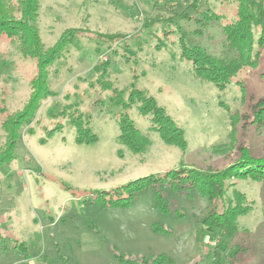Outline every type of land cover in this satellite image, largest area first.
<instances>
[{
	"label": "rangeland",
	"instance_id": "rangeland-1",
	"mask_svg": "<svg viewBox=\"0 0 264 264\" xmlns=\"http://www.w3.org/2000/svg\"><path fill=\"white\" fill-rule=\"evenodd\" d=\"M237 6L228 0H40L46 48L69 28L122 36L117 43L80 38L51 68L56 96L42 104L20 136L15 159L0 169V264H143L161 255L168 259L164 264H212L218 241L205 232V221L223 211L236 191L253 208L238 218L221 264H264V183L238 180L213 202L198 189L167 188L169 214L154 208L153 191L127 209L90 204L92 193L152 173L222 170L244 149L264 158V124L254 123L264 105V47L257 66L224 91L196 78L192 63L181 59V42L233 58L224 27L235 21ZM35 74L33 60H24L7 41L0 45V152L7 142L2 124L25 107ZM99 81L119 90L136 83L155 98L183 130L185 149L150 131L136 107L130 117L151 144L142 154L119 144L121 107ZM81 115L98 137L94 144L75 141L70 118Z\"/></svg>",
	"mask_w": 264,
	"mask_h": 264
},
{
	"label": "trees",
	"instance_id": "trees-1",
	"mask_svg": "<svg viewBox=\"0 0 264 264\" xmlns=\"http://www.w3.org/2000/svg\"><path fill=\"white\" fill-rule=\"evenodd\" d=\"M228 1L238 4L235 21L224 27L226 46L230 52L234 53L233 58L212 57L199 47L181 42V59L192 63L196 78L213 83L220 91H224L244 70L255 68L264 47V0ZM195 6L193 4L182 13L189 14L188 12ZM39 10L40 0H0V45L7 41L16 47L24 60H33L36 63V74L31 81L32 93L28 102L23 110L7 115L2 124L7 134V142L0 152V169L15 159L20 136L36 119L42 104L56 96L49 85L51 68L62 58L65 51L80 38L91 41L107 39L109 43H117L122 36L94 33L82 28H69L54 45L46 48L38 25ZM205 16L206 19H215L211 13H206ZM216 19L222 18L217 16ZM99 82L104 92L110 91V102L121 107V111L116 115L119 144L126 146L134 154L144 153L151 144L149 137L140 132L130 117V111L136 107L142 116L149 119L150 131L159 133L166 144L185 149L183 130L167 114L166 109L146 91L137 88L136 83L124 90H119L109 81ZM83 117L81 115V118H70V123L76 130L75 141L79 145L94 144L98 137L92 133L89 121H82ZM254 123L264 124V105L255 112ZM52 133L50 132L48 137ZM44 142L46 139L42 140V143ZM242 179L264 183V158L253 157L249 150L244 149L242 157L236 163L222 170L209 169L203 172L177 168L165 173H152L111 190L96 191L91 194L90 204L95 202L101 210L127 209L140 195L153 191L154 208L163 214H169V204L165 198L167 188L170 190H181L185 187L198 189L204 197L213 202L222 199L227 188L235 186L236 182ZM252 208V202L247 196L236 191L223 211L213 213L206 219L205 232L218 241L214 251L218 260H213L212 264H221V252L226 251L228 241L234 239L238 233V218L248 214ZM239 251L235 253V256L239 254ZM142 261L143 264H164L168 262V259L161 255L142 259Z\"/></svg>",
	"mask_w": 264,
	"mask_h": 264
}]
</instances>
